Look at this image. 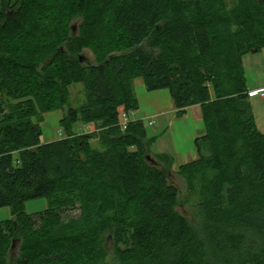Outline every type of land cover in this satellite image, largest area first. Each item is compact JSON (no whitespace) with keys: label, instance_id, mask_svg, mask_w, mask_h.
I'll return each instance as SVG.
<instances>
[{"label":"trees","instance_id":"16d2710c","mask_svg":"<svg viewBox=\"0 0 264 264\" xmlns=\"http://www.w3.org/2000/svg\"><path fill=\"white\" fill-rule=\"evenodd\" d=\"M262 49L264 0H0V264H264V132L243 64ZM138 78L170 91L176 117L201 109L197 158L178 170L196 223L172 156L132 116ZM54 110L66 136L44 142ZM37 198L48 208L31 215Z\"/></svg>","mask_w":264,"mask_h":264},{"label":"rangeland","instance_id":"374dc122","mask_svg":"<svg viewBox=\"0 0 264 264\" xmlns=\"http://www.w3.org/2000/svg\"><path fill=\"white\" fill-rule=\"evenodd\" d=\"M83 54L85 56L86 61H90L91 63L95 62V56L89 49H86ZM243 64L245 68V75L248 82V86L250 87L249 96L251 97L253 110L257 118L258 126L260 130L264 132V98L261 97L258 93H256L257 89L264 87V49H262L257 53L246 54L243 57ZM135 92L137 97L139 96L138 99L140 98V101L143 105V109L138 114L142 115L147 113L146 115H148L146 119L143 118L147 125L148 133L152 135L155 134L154 132H157L156 134L157 137L155 136L156 137L155 143L152 145V151L154 150L155 153H159V152L162 153L163 151L166 154L171 155L173 158L172 172L170 173L169 179L172 183H174L178 187L180 193L179 194L180 203H179L178 211L181 214H184L191 222L196 223L198 221V208L196 205L192 203H188L185 200L186 188H187L186 181L184 177L181 174H179L178 170L180 165L185 164L191 161L192 159H196L197 152H196L195 144L192 145L193 148H195L194 149L195 154L194 156L189 155L190 157L186 158L188 161L184 163V160H182L174 152L175 149L173 151L174 138L175 140H177L176 136L182 130L181 127L184 125L186 126L188 123L186 122L183 125L175 124L176 125L175 126L170 122V119H172V117L174 118V120L184 119L185 117H187L189 110H191V114L194 113V116H196L195 118H197L198 116L201 117L200 114L201 109L199 108V106L196 107L194 106L189 108L187 110V114H185L184 116L176 117L175 109L173 108L170 115L169 113H164L163 115L158 116L157 114H155L156 111H154V109L166 108V106L169 104V101H171L170 91L164 89L157 91H148L145 88L143 79L138 78L135 81ZM70 94H71L70 98L73 106H79L85 100L84 87L80 83H74L70 86ZM168 106H170V104ZM62 116H63V112L61 110H54L44 114L43 120L41 122L42 130H43V136H42L43 141L49 138L50 139L54 137L62 138L66 136V130L61 125ZM132 116L134 119L140 118L136 116V112H133ZM1 118L2 115H0V119ZM152 120L156 121L154 125L149 124V121ZM87 126L90 127V125L84 126L82 124H79L76 126V129L78 132H82V131L84 132L85 130H87ZM178 146H180L179 142H178ZM189 146H191V144L190 145L186 144L185 147L183 145L182 149L184 148V150H186ZM47 208H48V201L45 198H37V199L29 200L26 203V211L31 215H36L38 213L44 212ZM79 215H80L79 209H69L66 212H64L63 218L65 221H69L71 220V218H78ZM11 216L12 214L9 207L0 208V221L7 220L11 218ZM14 239H17V237H15ZM108 241H109L108 242L109 252L111 255H113L112 252L114 253V240L109 239ZM21 247H22L21 238L17 239L16 241L14 240L12 241L11 247L9 248L7 254L8 261H10L11 263L14 262V259L18 257L21 251Z\"/></svg>","mask_w":264,"mask_h":264},{"label":"crops","instance_id":"0c3cea01","mask_svg":"<svg viewBox=\"0 0 264 264\" xmlns=\"http://www.w3.org/2000/svg\"><path fill=\"white\" fill-rule=\"evenodd\" d=\"M145 88H146V86H145ZM164 90H168V89H164ZM170 97H171V94H170ZM138 100H139V110L136 112V116H138L140 118L142 117V118H145L146 119L148 117V115H146L147 113L144 112L145 114H142V115L138 114L143 109V105H142V103L140 101V98ZM169 104H170V106H168ZM169 104L166 106V108L154 109V111H156L155 114H157L158 116H161L164 113H169V115H170L171 111L174 108L173 107L172 98H171V101H169ZM195 117L196 116H194V113L191 114V110H189L187 117H185L184 119H181V120L175 119L174 120L173 117H172V119H170V122L172 124H174V125L175 124L183 125L186 122L188 123L186 126L184 125V126L181 127L182 130L176 136V139L177 140H175V138H174V142L175 143L173 142V144H174L173 151L175 149L174 152L182 160H184V163L186 161H188L186 158L187 157H190L189 155L194 156V154H195V150H194L195 148H193V146H192V145L195 144V139L198 138V137H200V136H203L205 134V132H206V130H205V124H204L202 118L199 117V116L197 118H195ZM170 118H171V116H170ZM155 123H156L155 120L149 121V124H151V125H154ZM95 129L96 128H95L94 125H90V127L87 126V130H85L84 132H92ZM154 133H155V135L157 134V132H154ZM56 139H59V138L58 137H54L52 139H50V138L47 139V140L45 139L44 141L45 142H48V141H53V140H56ZM178 142L180 143V146H178ZM186 144L187 145L188 144L189 145L191 144V146H189L186 150H184V148L182 149V146L184 145V147H185ZM153 152H154V150H153ZM159 153H161V152H159ZM162 153H165V152L162 151Z\"/></svg>","mask_w":264,"mask_h":264},{"label":"built area","instance_id":"2783aa9c","mask_svg":"<svg viewBox=\"0 0 264 264\" xmlns=\"http://www.w3.org/2000/svg\"><path fill=\"white\" fill-rule=\"evenodd\" d=\"M256 93H258L261 97L264 98V87L257 89ZM128 122H129V116L125 112L124 108H122L120 111V124L123 126V128H126Z\"/></svg>","mask_w":264,"mask_h":264},{"label":"water","instance_id":"95a60500","mask_svg":"<svg viewBox=\"0 0 264 264\" xmlns=\"http://www.w3.org/2000/svg\"><path fill=\"white\" fill-rule=\"evenodd\" d=\"M74 29H76V27H74ZM149 160H152L154 162V160L149 156L148 157ZM16 241V240H15Z\"/></svg>","mask_w":264,"mask_h":264}]
</instances>
